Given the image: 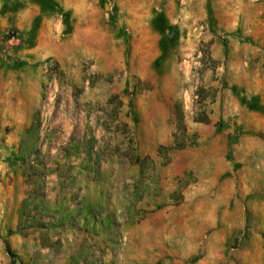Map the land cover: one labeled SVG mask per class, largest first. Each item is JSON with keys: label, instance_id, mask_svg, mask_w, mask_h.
Listing matches in <instances>:
<instances>
[{"label": "rangeland", "instance_id": "rangeland-1", "mask_svg": "<svg viewBox=\"0 0 264 264\" xmlns=\"http://www.w3.org/2000/svg\"><path fill=\"white\" fill-rule=\"evenodd\" d=\"M253 1L0 0V264H264Z\"/></svg>", "mask_w": 264, "mask_h": 264}, {"label": "crops", "instance_id": "crops-1", "mask_svg": "<svg viewBox=\"0 0 264 264\" xmlns=\"http://www.w3.org/2000/svg\"><path fill=\"white\" fill-rule=\"evenodd\" d=\"M249 8L255 12V14H256L255 20H257L259 22L260 17H263V20H264V0H257V1L255 0V1L251 2V4L249 5ZM35 39L38 40L37 44H40L41 39H40V35H38V32H37ZM262 41L264 42V37H263ZM261 168L264 169V164ZM253 175H254L255 180L261 179L262 177L264 178V174L261 172L253 173ZM235 212H236V210H235ZM261 220L263 221V223L260 224L259 226H264V214H263Z\"/></svg>", "mask_w": 264, "mask_h": 264}]
</instances>
